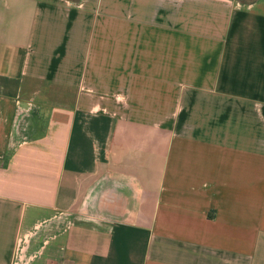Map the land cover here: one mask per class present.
Instances as JSON below:
<instances>
[{"label":"crops","instance_id":"0c3cea01","mask_svg":"<svg viewBox=\"0 0 264 264\" xmlns=\"http://www.w3.org/2000/svg\"><path fill=\"white\" fill-rule=\"evenodd\" d=\"M264 264V0H0V264Z\"/></svg>","mask_w":264,"mask_h":264},{"label":"built area","instance_id":"2783aa9c","mask_svg":"<svg viewBox=\"0 0 264 264\" xmlns=\"http://www.w3.org/2000/svg\"><path fill=\"white\" fill-rule=\"evenodd\" d=\"M59 264H64V263H59Z\"/></svg>","mask_w":264,"mask_h":264}]
</instances>
